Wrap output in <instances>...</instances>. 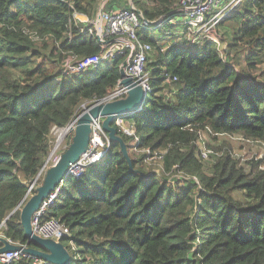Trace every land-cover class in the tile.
<instances>
[{
    "label": "trees",
    "instance_id": "obj_1",
    "mask_svg": "<svg viewBox=\"0 0 264 264\" xmlns=\"http://www.w3.org/2000/svg\"><path fill=\"white\" fill-rule=\"evenodd\" d=\"M100 1L0 0V234L14 243H28L20 211L50 155L53 128L67 126L85 101L121 78L124 55L63 74L68 57L101 51L89 26L72 18L73 10L93 17ZM129 1L155 20L174 16L179 0H106L104 8H129ZM227 19L235 27L227 39L218 36L225 48L180 38L168 22L141 30L154 51L152 92L127 116L138 142L114 122L141 173L111 142L79 179L66 178L47 217L71 229L69 264H264L263 160L247 171L223 153L207 167L197 146L205 131L264 144V0H243L220 22ZM144 148L151 157L163 152V172L146 167ZM9 264L51 263L25 254Z\"/></svg>",
    "mask_w": 264,
    "mask_h": 264
},
{
    "label": "built area",
    "instance_id": "obj_2",
    "mask_svg": "<svg viewBox=\"0 0 264 264\" xmlns=\"http://www.w3.org/2000/svg\"><path fill=\"white\" fill-rule=\"evenodd\" d=\"M101 1L102 5L93 17H89L77 10H73L72 13V18L76 23L89 26L87 32L95 37L96 42L101 47V51L98 54L80 60L68 57L63 67V74L69 75L87 71L110 61L117 55H124V62L126 63L125 78H129L133 82L126 85L123 83L124 78L121 77L117 85L105 95L85 101L81 105L80 109L82 110L97 104H105L126 98L133 84L141 86L147 96L151 94V74L147 64L154 48L150 42L145 40V33L141 32L143 28H159L168 22L179 28L180 38L185 37L191 43H196L202 38H208L220 44L219 37L214 34V30L217 25L219 26L221 16L224 13L231 12L243 0H179L176 6L177 13L174 16H163L155 20L143 17L132 3H130L131 7L129 8L116 7L111 10H105L104 4L106 0ZM167 80L168 82H174L177 77L168 78ZM142 109L143 107L140 110ZM77 116L67 126L53 128L52 136L55 135L56 140L54 148L43 167L44 169L49 166L51 161L57 160L59 154H55V152L66 136L74 132ZM125 118L127 116L117 115L115 124L126 136L131 138V144H135L139 140L135 126L131 120H126ZM103 119V117L93 119L91 123L92 136L88 150L79 160L70 164L64 179L44 199L41 207L32 218V227L37 235L57 241L63 240V243L67 241L74 251L76 246L71 240L72 232L70 227L58 218L47 217V215L50 208L56 204L59 194L65 185L66 178L70 176L79 179L89 166L102 160L104 154L111 146L108 133L103 128ZM142 152L150 154L148 158L152 155L149 149L144 148ZM202 154L207 157V153L204 152ZM157 155L163 157V152H155L154 156ZM22 255L25 254L21 251L2 253L0 254V264H9L19 259Z\"/></svg>",
    "mask_w": 264,
    "mask_h": 264
},
{
    "label": "water",
    "instance_id": "obj_3",
    "mask_svg": "<svg viewBox=\"0 0 264 264\" xmlns=\"http://www.w3.org/2000/svg\"><path fill=\"white\" fill-rule=\"evenodd\" d=\"M125 62L122 64L120 72L124 84H131L133 81L125 78ZM146 92L141 86L133 84L129 90L128 96L123 99L115 100L105 104H97L84 108L77 116L75 130L69 146L59 154L56 161L46 169L42 168L38 176L31 181L30 190L43 175L42 182L35 187V192L29 195L23 203L20 211L21 224L28 238L27 244L14 243L0 234V254L10 251H21L26 255L36 257L51 264H69L71 253L63 243V240L57 241L51 238H43L37 235L32 227V218L36 211L41 207L42 202L52 191L61 183L66 176L71 163L80 159L88 150L92 136L91 123L94 118L103 117V128L108 133L111 142H117L124 157L127 159L130 168L134 169L132 158L128 151V145L125 139L118 133L114 122L117 115L131 116L140 111L147 99ZM46 164V163H45ZM13 213V212H12ZM34 243L37 247L29 244Z\"/></svg>",
    "mask_w": 264,
    "mask_h": 264
},
{
    "label": "rangeland",
    "instance_id": "obj_4",
    "mask_svg": "<svg viewBox=\"0 0 264 264\" xmlns=\"http://www.w3.org/2000/svg\"><path fill=\"white\" fill-rule=\"evenodd\" d=\"M127 3L128 0H118V3ZM102 1H100V6ZM131 3V1H129ZM115 6H118L117 4ZM105 10H108L105 8ZM230 12L224 13L221 16L222 21L224 17H226ZM221 23V22H220ZM219 23V24H220ZM235 27V23L230 21V19L225 20L221 25H217V27L214 30V34L217 36H222L223 38H228L230 36V31L233 30ZM221 42V41H220ZM225 42V41H223ZM221 42V47L225 48V43ZM163 43V42H160ZM234 55L233 53H230ZM235 56H237L239 61L243 60V50L239 53H236ZM233 62V61H232ZM239 67H241V64H238ZM82 109H80L81 111ZM79 111V112H80ZM126 120H129L128 118H125ZM69 135V134H68ZM67 135V136H68ZM73 135V134H72ZM66 136V137H67ZM56 140V136L53 135V147L51 149V152L54 148V143ZM66 145V138L64 141L60 143L58 146V149L56 150L55 154H60L64 151ZM198 149L200 150V156L207 167H210V164L214 162L216 158L221 156V154L230 153L233 158H235L240 166L245 167V170L249 171L251 169V161H258L263 160V164L260 166L261 168H264V144L261 141L258 140H250L241 134H234V135H225V134H215L210 133L208 131H205L202 133L200 140L197 142ZM50 152V153H51ZM207 153V157H204L202 153ZM144 153V152H143ZM146 167L154 169L153 172H156L157 174H160L164 171L163 168V162L162 157L159 155L152 156L150 158H147ZM54 160L51 161L50 164H53ZM49 164V165H50ZM38 186L37 184H35ZM34 185V186H35ZM67 241H64L65 246L67 247Z\"/></svg>",
    "mask_w": 264,
    "mask_h": 264
}]
</instances>
